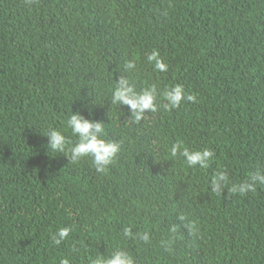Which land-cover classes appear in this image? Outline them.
Here are the masks:
<instances>
[{
  "label": "trees",
  "instance_id": "1",
  "mask_svg": "<svg viewBox=\"0 0 264 264\" xmlns=\"http://www.w3.org/2000/svg\"><path fill=\"white\" fill-rule=\"evenodd\" d=\"M153 50L166 71L148 63ZM122 78L138 94L154 87L156 110L137 121L113 103ZM175 85L195 102L172 108ZM77 113L120 144L103 173L48 148L49 128L76 142ZM178 142L212 151L208 166L173 156ZM257 173L264 0H0V264L118 251L132 264H264V184L229 192ZM60 228L71 231L56 244Z\"/></svg>",
  "mask_w": 264,
  "mask_h": 264
},
{
  "label": "clouds",
  "instance_id": "2",
  "mask_svg": "<svg viewBox=\"0 0 264 264\" xmlns=\"http://www.w3.org/2000/svg\"><path fill=\"white\" fill-rule=\"evenodd\" d=\"M148 63L154 66V69L160 72L167 70V64L162 60L158 51L153 50L150 55L146 57ZM128 68H132L133 64H127ZM155 91L151 89L144 90L142 93H136L132 87H129V82L126 79H121L113 94V103H121L127 105L133 110L135 120L139 121L145 110H156L154 105ZM163 98L167 100L172 108H176L186 99L190 102H195L196 97L192 94H186L182 85H175L170 89H165ZM66 130H70L71 136L76 138V142L70 141L65 135L64 131L55 128H49L44 135L48 138V148L51 153H63L69 158L70 162L76 164L82 159H90L92 165L97 172H105L108 165L112 164L120 152V144L110 141L106 138L104 125L100 122H92L85 119L79 113L71 115L66 120ZM179 151L180 155L186 158L189 166L207 167L210 157L213 152L204 149L203 151H189L181 143L172 146L171 154L175 156ZM221 181L227 183V177L223 172L217 173L212 180V191L221 195L222 187ZM248 183L234 185L229 189L230 193H239L244 195L248 192L255 191L257 182L264 184V176L257 173L250 177ZM191 231L192 225H189ZM71 229L60 228L53 240L59 244L62 240L68 237ZM175 231V229H173ZM125 235H130V230L125 229ZM147 240V235L143 237ZM60 264H69L67 259H64ZM91 264H132V259L125 252L118 251L111 258L103 259L96 258L91 261Z\"/></svg>",
  "mask_w": 264,
  "mask_h": 264
}]
</instances>
